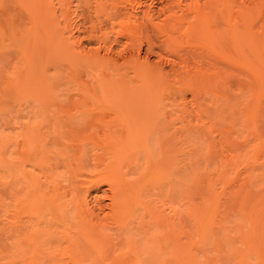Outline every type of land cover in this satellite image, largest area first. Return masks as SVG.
Masks as SVG:
<instances>
[{
  "label": "bare ground",
  "instance_id": "bare-ground-1",
  "mask_svg": "<svg viewBox=\"0 0 264 264\" xmlns=\"http://www.w3.org/2000/svg\"><path fill=\"white\" fill-rule=\"evenodd\" d=\"M8 1H13L10 3L21 16L20 22L7 18L9 41L1 36L4 28L0 29L2 43L10 42L11 49L16 44L13 50L17 55L11 72L5 73V78L0 75V86L5 81L0 88V106L2 96L10 92L59 114L50 123V133L41 132L42 122L30 125L27 121L17 138L0 136V161L6 148H18L14 165L6 158L9 165L2 162L14 166L15 176L23 183L17 192L24 196L17 198L16 206L36 229V234L22 235L36 250L27 259L19 252L20 264H38L37 239L47 226L41 225L54 224L52 213L65 240L61 242L72 253V264H80L74 258L75 239L87 246V254L103 261L106 225L130 232L128 226L140 220L137 215L142 212L146 213L142 219L150 215L153 222L148 216L147 223L150 219L161 229L152 237L146 228L141 230L148 240L153 238L148 241L150 245L155 240L153 249L144 235L149 248L157 252H149L146 244L142 247V242L130 238L127 251L111 264H120L125 254H133L140 264L143 250H148L147 255L154 253L153 259L162 256L161 264H219L215 257L205 254L212 243L216 257L222 253L233 256L234 264H264V187L252 191L256 175L243 177L246 186L230 177L239 166L250 164L249 159L221 157L222 162H217L212 171L196 169L182 176L186 155L205 147V114L200 117L204 121L194 123L188 108L179 109L175 103V98L184 101L186 93L197 103L200 95H205V80L207 88L219 87L223 106L231 105L232 96L236 101L232 100L230 118L222 116L220 120L222 139L226 140L225 128H232L226 122L233 124L234 115L242 114L245 122L239 123L241 134L257 142L250 160L258 162L262 158L264 0H160L158 11L146 6L148 0H0V4ZM81 13L85 15V22L80 20L83 24L77 23ZM148 28L160 40L159 46L154 45ZM85 40L93 45L85 47ZM143 46L147 54L159 61L164 57L166 63L151 64L146 53L140 57ZM205 58L227 70L220 71L212 64L205 69ZM239 75L243 83L234 85ZM63 84L76 88V100H62L57 88ZM207 124L213 127L211 122ZM59 125L66 128V134L57 135ZM207 133L210 136V129ZM58 142L61 149H57ZM88 145L99 152L93 164L105 173L84 184L83 194L75 186L68 193L56 191L58 178L63 179L71 170L76 175L82 172ZM207 145L210 150L211 145ZM72 149L77 152L71 155ZM59 163L66 171L63 174L55 171ZM174 172L179 174L177 187ZM101 186L106 189L99 197ZM148 189L160 194L164 190L163 195L170 198L179 196L184 202L182 217L190 229L183 231L180 221L175 225L166 210L158 211L156 205L144 202ZM103 198L108 201L105 214L98 208ZM226 211L235 212L241 219L233 223V238L221 226ZM223 241L224 250L220 245Z\"/></svg>",
  "mask_w": 264,
  "mask_h": 264
},
{
  "label": "rangeland",
  "instance_id": "rangeland-1",
  "mask_svg": "<svg viewBox=\"0 0 264 264\" xmlns=\"http://www.w3.org/2000/svg\"><path fill=\"white\" fill-rule=\"evenodd\" d=\"M158 1L160 2V0H157V1L156 0H148L146 3V6H151L153 10L158 11V9L160 8L158 6L159 5ZM10 2L13 3V1H10ZM10 2L8 1L3 5L0 4V27H1L0 29L3 30V28H4V30H3L4 33L2 35L1 34L0 35L2 37H4V40L8 36L7 33L5 32L7 30V28L5 30V27H8V23H6V22L9 19V17H10V19H12V18H14V20L17 19L18 22H20L19 16H21L15 12V9H14L15 5H12V3H10ZM1 11H3V12L1 13ZM83 11H85V10H83ZM80 15L81 16H79V18L77 19L79 22L77 21V23L81 24L82 22H85L83 19V18H85L84 17L85 15L82 13ZM21 19L23 20L24 18H21ZM80 20L82 22H80ZM8 22H9V20H8ZM84 24H85V27L87 28V26H88L87 23H84ZM2 30H0V31L2 32ZM147 31L151 35L154 45L156 44L155 46H159L160 40L158 38H156V36L153 34V30L151 28H148ZM81 36H83V35H81ZM2 37H0V75L2 76L1 78H5V76H6L5 73L9 74L11 72V69L13 68V66L16 64V60H17L16 56L17 55L14 54L15 51L13 50V47L15 49L16 44H14V46L12 44L13 47L11 49L10 48L11 47L10 42H5V43L3 42L4 44L2 43V41H4V40H2L3 39ZM7 40L9 41L8 38H7ZM87 41L88 40H85V42H86L85 45H88V46H85V47L89 48L93 44L91 43V45H90V42H87ZM8 43H10V45H9L10 47L8 46ZM14 43H16V42H14ZM145 53H146L145 47L143 46V48L141 49V51L138 54L140 55V57H143V56H145ZM147 55L149 57V61L151 64H159V66H161L164 63H166L164 57L162 58L161 61H159L153 54H147ZM209 64H212L213 67L218 68L220 71H221V69L227 70V69H223L221 65L214 63V62H210L209 60H207L205 58V69H206L207 65H209ZM53 72L54 71L51 70L50 74H53ZM230 72L233 73V71H230ZM240 77L241 76L239 75L238 80L236 79L237 83L234 82V85H237V84L241 85L242 81H240ZM232 80L235 81L234 79H232ZM233 81H232V83H233ZM206 82L207 81L205 80V95L204 94L200 95L197 103L191 101V96L189 95V93L185 94L186 99L184 101H182V100L180 101V98H175V101H176L175 103L177 104V107L179 109H182L185 107L188 108L190 115H191V119L193 120L194 123L196 121H197V123H200V121H204V119H201L200 117H201V115L205 114V144H204L205 147L202 146L200 149L197 150V152H194V153L191 152V154L186 155V160H185L186 163H184V161L181 162V163H184L183 164V171L184 172H183L182 176L184 175L185 172L189 173V172H191V170L193 171L196 169H199V170L204 169L207 171H212L213 169H215L217 162H220L221 160H223V159H221V157L229 159L230 157L246 156V158L249 159L250 164H248V165L246 164L247 166L246 165L245 166L244 165L239 166L237 169V172L232 171L230 177H232L234 181H235V179H239V182L243 183L244 186H246V184H245L246 179H245V181H243L244 176H247L248 174L258 176V177H256V179L254 180V182L252 184V187L253 186L254 187L251 189H254V190H252V191H254V193L259 192L258 190L257 191L255 190V189H257L256 187H260V186L264 187L263 186L264 185V175H262V173L264 172V150L262 151V158L260 157V160H258V162H252V160H250V156L252 155L251 149L255 144H257V142L252 140L251 136L241 134L240 128H239V123L245 122V120L243 119L242 114L240 115L239 113H236L234 115V117H236V118L233 119L234 120L233 124L226 122V124H228V126H230L232 128H229V129L225 128L226 130H228V131L225 130V132H227V134H225L226 140L222 139L223 136H221L222 130L220 129V120L223 119L224 117L230 118L231 113H232L231 105L233 104V102L236 103V101L232 96V98H229V100L231 101V105L225 104L223 106L222 101L220 99L221 90L219 89V87L218 88H212V87L207 88L208 84ZM1 84L3 86H0V88H3L5 85V81H2ZM57 89L59 90V92H61L63 94L62 100H64L66 103L69 102L70 100H76L75 95L77 92H76V88L72 84H63L62 86H59ZM69 92L71 93L70 96L67 95V93H69ZM9 93H8V96L5 95V97L3 95L2 96L3 99H1V100H3L2 101L3 104H1L2 106H0V136H2V137L7 136L10 139L17 138L18 137L17 135H19V132L24 128L23 124L25 122L27 123V121L29 122L30 125L33 123L34 124L35 123L40 124V122H42V126H43L42 129L43 130L41 132H44L45 130L46 131L49 130V133H50V130L53 129L52 128L53 126L50 123H51L52 119H54L55 117H57V115H59L58 112L48 111L47 108L45 109L41 106H36V105L32 104L28 98L23 97L21 95H15V94L13 95V93H10V96H9ZM215 95H217V96H215ZM232 100H233V102H232ZM241 107H242V105H240V108ZM222 116H224V117L222 118ZM207 122H211L212 126L215 129L213 127H210L209 124H207ZM217 122H219V123L217 124ZM59 127H60V129L57 131L58 136H59V134L62 135L64 133L65 134L67 133L66 128H63V125L57 126V129ZM207 129H210V136L207 133ZM230 129H232V131ZM230 132H232L231 135H230ZM53 134L56 136V139H57L58 137H57L56 133H53ZM65 136H67V135H65ZM11 137H13V138H11ZM14 140H16V139H14ZM195 142L198 143L197 141H195ZM58 143H59V146L57 149H61L60 148L61 147L60 142H58ZM18 144H19V140L17 142V145ZM207 144L211 145L210 150H209V145H207ZM15 146L16 145L9 146V147L7 146L8 149L6 148L7 150L6 149L4 150V152H5L4 158H6V161L11 162L12 165L15 164L16 158H17V150L16 149H18V148H16ZM55 146H53V147H55ZM53 147L50 146V148L54 149ZM206 147H207V151L205 149ZM87 148H88V149H86L87 152L85 151L86 155L83 158L84 169H82V172H79V174L77 173V175H76L71 170L70 174L65 175V177H63V179L58 178V182L56 183L57 180L55 181L56 191H58V192L60 191V193L61 192L68 193L71 191L72 186H73V188L76 187L77 189L80 190L79 193L83 194V193H85V190H86L85 189L86 186L84 184H87V183L97 179V177H99L100 175L105 173L102 168H97L93 164V158H94L95 154H98L99 152L93 150V148L91 146H89ZM73 150L74 149H72L71 153L68 152L69 149H68V151L66 150V152H68L69 154L72 155V154H75L77 152L76 149H75L76 152ZM53 155H51L52 156L51 158L55 160L56 156L54 157ZM4 158H3V160L5 161ZM3 160L0 161V166H1V168H0V264H16V263L20 264V263H22V262H20L22 257L19 256L21 253L23 254L24 257H26L25 259H27L29 257H32L34 254V251L36 250V249L32 248V246H30L29 244L25 243V241H24L25 238L22 235L26 234V233L27 234H30V233L36 234V229L30 223H28L26 221L27 218H24L26 216L23 217V215L21 214V213H23L22 209L19 210V208L16 206L17 198H19V196L23 195V193L19 194V192H17V188L19 187V185H21L23 183L20 182L21 180L18 176H15L14 166H13V168L10 167V166H12L11 164H10V166H5L7 164V162L5 161L6 163H4V162H2ZM246 161L248 162L247 159H246ZM7 165H9V164H7ZM61 166L63 167V169L60 168ZM184 166H185V168H184ZM58 168H60L61 170H59ZM26 169L29 170L30 168H26ZM55 171L57 172V174H60V173L63 174V172L64 173L66 172L64 169V166L61 163L57 164V169H55ZM58 172H60V173H58ZM178 175L179 174L176 172L173 173V176L175 179H178V177H179ZM130 176H132V175H130ZM180 180H181V178H180ZM178 181H179V179L175 182L176 187L179 185ZM81 185H83V186H81ZM105 189H106V186H101L100 190L98 191L99 197H102L103 190H105ZM149 190L150 189H148L147 192L144 191L146 193V195L144 194L146 196L145 199H147V200L143 199V200H145L144 202L148 201L147 204L149 202H151L150 204H153V206L156 205L155 207H156V209L158 208V211L166 210L169 217L172 218V221H175V225L178 224V222L180 221L179 224L184 226L183 228L180 226L182 228V230L184 229L185 231H188L187 229H190V225H188V222L185 221L184 217H182L183 216L182 211L184 208V202L180 199V197L178 196V198H177V197L173 196L175 198H173V197L170 198L168 196H165L166 195L164 192L165 188H164V190H161V191H163L162 194H160L159 193L160 191H158V190H157L158 192L155 190H153V191L150 190V192H149ZM259 190H261V189H259ZM163 193L165 195H163ZM159 194H160V196H159ZM108 196H109V194H108ZM20 198H22V197H20ZM142 198H143V196H142ZM107 204H108L107 198L101 199V205L98 206V208L100 207L103 214L108 212V209L106 207H104ZM141 211L142 210H140L139 212L141 213ZM172 211L175 212V216H173L174 213ZM145 214H146L145 212L144 213L142 212L140 215H137V216H140L138 218H141L140 220H143V221H142V223H140V220H137L135 223L129 225L127 229H129L130 232L128 231L127 232L128 234L122 233L121 231H123V229H121V231H120V228H118V227L116 228V226L109 225V227H110L109 228L106 225L105 232H104V235L106 236V240L103 244L105 246L104 252H103L104 253L103 261L98 260V258L94 257L93 255L87 254L86 253L87 246L80 239L74 240L77 244V252L75 253L74 258L79 260L80 264H111L112 259L116 258L119 254L125 253L127 251V242L130 241L128 239L131 238V240H132V238H134V240L136 242L137 241L142 242L143 243L142 247H143L144 244H146L145 237L147 235L144 234L145 231H143V233H142L141 230H145V228H146V233L149 232L147 234L152 233L150 235L151 237L153 235H155L157 233V231L161 230V229H158L157 227L153 226V224L151 223V221L153 222V218L150 215H147L146 216L147 218L144 217L145 219H142L141 215L145 216ZM148 216L150 217L151 221L149 219L148 220L149 222L147 223ZM237 216L238 215H236V213L233 211H226L224 213V218L221 222V226L224 230L223 232L227 233V235H230L232 238H233V233H234L233 223H234V221L236 223V220H238V221L241 220V219H239L240 217H237ZM47 217H49V216H47ZM47 217L45 219H47ZM51 218L53 219L54 224L48 225V222L47 223L45 222L43 225H41L43 227L45 224H47V226L45 225L43 227L44 230H43V228L39 227V229L41 231L43 230V232L41 234H39V237H40V238L38 237L39 241L37 239L38 243L36 244L37 245L36 248L38 247L37 248L38 253L35 256V259L38 262H36V263H38V264H72L71 259L69 258V256L72 253L67 252V250H66L67 244H65V242H61L63 235L62 236L60 235V233L62 234V232H61V230L59 231L60 228L58 226H60V225L58 224V221L55 219L56 215H54V213H52ZM69 218L71 219L72 217L69 216ZM185 223H186V225H185ZM55 224H57V225H55ZM148 224H150L151 226H148ZM136 225H138V227H140V228H138ZM187 225H188V227H187ZM48 226L52 229L51 232L53 234H51V232H49L51 229ZM66 226H68V225H66ZM111 226H113L117 230L112 228ZM45 228H47V229H45ZM61 229L63 230V227ZM127 229H126V231H127ZM47 231H48V233H47ZM54 234H56V236ZM52 235H53V237H52ZM144 235H145V237H144ZM218 236H220V235H218ZM54 238H56V239H54ZM150 238H149V240L147 238V243L149 245H150V243L148 241L151 242L153 239V238H151V239ZM221 238H222V235L220 238H218V240L220 241ZM62 241H65L64 238ZM155 243L156 242L154 240L152 245H150L151 247H153V249L155 248L154 246L157 245V243L156 244ZM148 244H146V246L148 247V248L147 247L146 248L150 249L149 248L150 246ZM220 245H221V249L223 248V250H224V247H222L224 245V241ZM230 245L233 247H236L232 242ZM40 248H41V250H40ZM142 249H144V248H142ZM153 249L152 250L150 249L151 251H149V252L152 253ZM143 251H145V250H143ZM143 251L141 252L142 254L144 253ZM214 251H215V247H214V244L212 243V245H210L207 248L205 254L208 256V258L209 257H215L214 259L218 260L219 264H234V262H233L234 257L233 256L225 257L221 253L219 256L216 257ZM19 252H20V254H19ZM153 252L156 253L157 250H154ZM145 253H148V250ZM145 253L143 255L141 254V256H140L141 258L138 261V263L140 262V264H161V261H162L161 257L162 256L157 258L158 257L157 256L158 254H157L156 255L157 259H153L155 257L152 258L151 255H155L154 253L151 255H149L150 253L148 255ZM131 256L129 254L128 255L125 254V256H123V259H121L120 264H134V261L136 260V258L133 254H131ZM136 262L137 261H135V264H136ZM253 262H255L254 258L252 259V263Z\"/></svg>",
  "mask_w": 264,
  "mask_h": 264
}]
</instances>
